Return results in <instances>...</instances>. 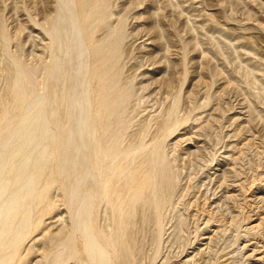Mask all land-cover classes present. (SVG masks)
<instances>
[{"label": "rangeland", "instance_id": "obj_1", "mask_svg": "<svg viewBox=\"0 0 264 264\" xmlns=\"http://www.w3.org/2000/svg\"><path fill=\"white\" fill-rule=\"evenodd\" d=\"M0 141V264H264V0H0Z\"/></svg>", "mask_w": 264, "mask_h": 264}, {"label": "bare ground", "instance_id": "obj_2", "mask_svg": "<svg viewBox=\"0 0 264 264\" xmlns=\"http://www.w3.org/2000/svg\"><path fill=\"white\" fill-rule=\"evenodd\" d=\"M52 73V72H51ZM37 104V103H36ZM39 113V112H38ZM38 113H36V114H34L33 115V117H32V119H34L35 120V123L34 124H36V122L38 123V121H39V114ZM86 116V115H85ZM40 122V121H39ZM29 123V122H28ZM75 123V122H74ZM17 125V124H16ZM35 126V125H34ZM29 127H30V125H29ZM14 128H16V127H14ZM35 128H36V126H35ZM15 130V129H14ZM35 130V129H34ZM38 134H36V135H34L35 136V138L37 137V138H40L41 136H43V139H44V137H45V139H47V136H48V130H44L43 128H42V126H39L38 127ZM27 131V130H26ZM21 132H23L22 130H21ZM18 133H20V132H18ZM4 134H5V132H4ZM8 135V134H7ZM11 135H13L12 133H11ZM15 135V134H14ZM13 136H11V138H12ZM16 138H19V137H16ZM15 138V139H16ZM82 139V138H81ZM16 140H18V139H16ZM40 140V139H39ZM36 141H38V139L36 140ZM1 142V141H0ZM19 142V141H18ZM13 143V142H12ZM17 143V142H16ZM36 143V142H35ZM37 145V144H36ZM40 145V144H39ZM41 147H40V152H39V158H40V160L37 162V164H36V166H37V168H39L40 167V165L42 164V161H43V159H42V156H41V150L43 149L44 150V148L46 147V143H41ZM34 146V145H33ZM38 146V145H37ZM8 147V146H7ZM10 147V146H9ZM17 146H15V148H16ZM34 148V147H33ZM38 148V147H37ZM2 149V148H1ZM18 149V148H17ZM21 149V148H20ZM30 150V149H29ZM33 150V149H32ZM11 151H12V149H11ZM44 152V151H43ZM10 153V152H9ZM159 154V153H158ZM160 155V154H159ZM154 156H156V155H154ZM156 157H158V155L156 156ZM155 157V158H156ZM160 157V156H159ZM154 158V159H155ZM2 159V158H1ZM11 160V159H10ZM96 162V161H95ZM1 163V162H0ZM94 163V162H93ZM9 164H11V163H9ZM13 164V163H12ZM39 165V166H38ZM35 166V167H36ZM140 166V165H139ZM154 166V165H153ZM15 167V166H14ZM141 167V166H140ZM137 168V169H135L134 171H131V173L129 172V173H127V174H124L123 176L124 177H126L127 178V182L126 181H124L123 183V187H122V191L123 190H126V191H124V194H125V192L127 193V191L128 192H130V191H134V197L136 198V199H139L140 197H141V194L143 193V189L145 190L146 189V183L148 182V180H149V174L147 173V171L146 170H144L143 168ZM3 169V168H2ZM12 169V168H11ZM15 169V168H14ZM41 169V168H40ZM27 170V169H26ZM25 170V164H22V165H20L19 166V168L17 169V171H15V172H12V174H10V176H9V178H8V180L4 183V184H2L1 186H0V200L1 199H4L5 197H7V196H9V195H11L12 193H14L15 194V192L17 191V193L16 194H18V193H20L19 192V189L21 190V189H23V190H26V191H29L30 189H32V191H33V186H34V184H36V181H37V179H35V175H33V176H35V177H33V176H31L30 174H28V172ZM1 171V170H0ZM36 171V170H35ZM34 171V172H35ZM37 171H39V169L37 170ZM5 172V171H4ZM40 175V174H39ZM3 177H4V175H3ZM38 177V176H37ZM41 177V176H40ZM165 178H166V176H165ZM126 180V179H125ZM154 183V182H153ZM148 184V183H147ZM107 185H109V184H107ZM106 185V186H107ZM145 185V186H144ZM36 186V185H35ZM102 186H103V184H102ZM106 186H104V187H102L103 189L106 187ZM127 186V187H126ZM33 187V188H32ZM38 187V186H37ZM125 187H126V189H125ZM36 188V187H35ZM107 188V187H106ZM105 188V189H106ZM22 190V191H23ZM35 190H37V188L35 189ZM112 190H113V192H112V195H111V198H116V197H118L121 193H123L121 190H119L118 188L115 190V189H113L112 188ZM154 190V189H153ZM147 191V190H146ZM30 192H31V190H30ZM25 193V191L23 192V194ZM33 193V192H32ZM13 195V194H12ZM14 196V195H13ZM32 196V195H31ZM24 197V196H23ZM139 197V198H138ZM14 198V197H13ZM13 198H11V200H14ZM134 198V199H135ZM7 200V199H6ZM11 200H10V202H11ZM22 200V199H21ZM7 202H9V200H7ZM4 204H6V202L4 203ZM118 209V208H117ZM121 211V210H120ZM118 213H121V212H119L118 211ZM120 233H119V236H121L122 237V233H121V230L119 231ZM125 259V258H124ZM78 260V259H77ZM80 261V260H79ZM76 264H80V262H77Z\"/></svg>", "mask_w": 264, "mask_h": 264}]
</instances>
